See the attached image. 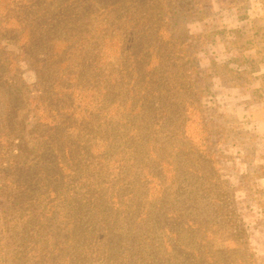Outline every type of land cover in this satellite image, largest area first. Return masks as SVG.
I'll list each match as a JSON object with an SVG mask.
<instances>
[{"label": "rangeland", "instance_id": "374dc122", "mask_svg": "<svg viewBox=\"0 0 264 264\" xmlns=\"http://www.w3.org/2000/svg\"><path fill=\"white\" fill-rule=\"evenodd\" d=\"M73 1H64L66 3L63 4L68 5ZM100 1L97 0L99 3ZM156 1L163 8L164 23L156 35L157 39L151 38L150 43L157 46L163 38L175 35L178 41L176 50L181 55L184 54L178 61L186 76L182 77V82L179 80L177 92L173 93L172 100L176 103L160 104L162 109L172 107L174 110L166 117L157 115L156 105L159 101L146 97L144 84L139 85L137 81L138 73L147 77L142 66L145 59L136 60L132 69V82H127L116 91L123 101L114 102L110 99L108 106L104 104L109 109L107 116L111 122L105 123L102 135L90 134V144L97 157L93 156L92 159L90 154L81 153L85 161L92 159L97 163L94 167L96 171L92 174L93 182L86 180L80 186L81 192L93 194L105 201V216L101 215L100 207L94 218L98 222L97 228L91 227L89 232L82 235L77 233L72 218L63 216V201L57 197L51 214L47 216V222L45 220L43 225L35 228L36 223L27 226L29 233L41 236L37 238L39 246L29 237L24 242V237H17L20 241L18 251L29 254V264H264V0ZM60 4L59 2V6ZM15 19V26H7L12 27L13 35L17 36L21 22ZM103 20L100 17L94 25L85 23L83 27L88 31L97 27L96 33L91 35L92 40L88 41L93 42L96 52L100 50L98 55L101 56L97 63L99 71L111 64H118L121 54H125L126 43L122 39L130 37L128 32L119 30V25L110 27ZM132 31L137 33H131L128 49L129 54L134 56L145 48V43L139 42L140 32L144 28L140 32L138 29ZM27 33L28 31L23 32V40ZM16 36L7 39L0 35V82L1 76H6V82L10 77L16 80L24 77L31 83L29 94L34 99L43 88L42 83L40 86H33V83L37 82V71L45 63L41 61L49 53H36L33 57L30 54L29 60H26L21 56L22 43L19 47L16 45ZM17 64L23 68L22 72L12 71ZM198 66L207 72L204 75L191 72V68L194 70L193 67ZM156 71L152 77L148 75L151 78L146 88L154 91L159 82L160 87L171 86L165 72L160 73L161 69ZM215 72L224 75H214ZM156 75L163 76L166 81H152ZM200 76L212 80L209 89L208 83H195L190 87L196 98L205 93L201 98V106L193 103L192 98L188 103L183 102L179 93L187 94L191 82H196ZM39 77L42 78L41 73ZM19 83L21 81L13 82L11 86ZM45 85L47 87L46 81ZM15 86L14 91H21ZM76 92H79L78 96L81 98L79 102L83 101L91 109L95 101L92 99L93 91ZM110 94L106 96L110 97ZM148 104L153 105L149 108ZM33 108L27 113V128L42 114L35 109L33 111ZM2 110L3 99L0 92L1 115ZM78 112L82 115V110ZM88 114L87 111L86 118ZM166 121L169 123L168 128L165 126ZM2 130L6 134L4 126ZM52 145L50 136H44L42 146L51 161L54 159ZM29 148L30 143H27L26 148L22 149L21 157L24 160L31 155ZM206 151L210 152L213 160L210 162V168L214 170L213 179H218L217 182L221 179L228 180L230 191L234 194V204L249 224L250 233L238 246L230 239L225 240L212 234L207 235L208 241L194 245L195 247L193 243L184 241L187 239L186 235L194 241L199 239V234L188 232V227L184 226L176 211L175 216L170 219L148 209L153 207L151 196L163 191L166 183L157 178L156 183H151V190L149 187H140V179L154 167L157 159L165 163L162 166L168 172L166 177L171 179L174 168L178 165L183 168L192 166L198 172V159L201 158L198 155ZM40 163L41 161L32 162L35 165ZM26 168L28 166L18 165L15 173L19 177H15L16 181L27 177L29 172L35 173L32 168ZM142 172L144 174L140 177ZM10 180L7 182L10 183ZM86 183H90V186L87 187ZM251 186L252 193L247 195L245 187ZM248 196L253 200L250 201ZM10 198H0V233L3 235L0 242L4 243L8 241V232L2 227L11 225L13 220H19V212L15 216L13 211L8 214L12 203ZM174 204L175 210L184 211L179 207V202L175 201ZM191 215L194 218L198 216L194 213ZM183 218L186 217L183 215ZM215 219L221 221L224 218L208 215V222ZM100 238H104V242ZM106 238L110 239V244L105 243ZM1 246L2 249H7L3 243H0ZM196 251H204L206 255L195 257L193 254Z\"/></svg>", "mask_w": 264, "mask_h": 264}, {"label": "trees", "instance_id": "16d2710c", "mask_svg": "<svg viewBox=\"0 0 264 264\" xmlns=\"http://www.w3.org/2000/svg\"><path fill=\"white\" fill-rule=\"evenodd\" d=\"M64 1L71 0H0V30H2L0 35L2 34L7 39L15 37L13 28L7 25L15 26L14 21H17L15 19L17 18L21 23L18 25V35L15 39L17 47L22 43L23 53L21 56L29 60L30 54L33 57V54L36 53L39 55H43L45 52L49 53L45 55L46 59L41 61L45 63L40 64L42 67L37 71L38 80L33 83V86H40L42 83L43 88L42 92L34 99L30 98L29 94L32 89L31 83L24 77L21 80L10 77L6 82V76H1L0 92L3 99V110L2 115L0 114V198L11 197L12 203L8 214L13 211L15 216V213L19 212V220H13L11 225L2 227L6 228L8 232V241L0 242L7 248L0 247V264H29V254L18 251V242L20 241L17 237L18 235L24 237L22 242L26 240V237H29L39 246L37 238H41V236L29 233L27 226L36 223L35 228L38 225H43L45 220L47 222V216L51 214L53 203L57 197L63 201L61 207L63 216L72 218L77 233L82 235L89 232L91 227L97 228L98 222L94 218L98 210L100 211V207L101 215L105 216V201H101L100 197L93 194L82 193L80 187L85 184L86 180L93 182L92 174L96 171L94 167L97 163L92 159L97 155L95 152L93 153L90 134L99 135L100 133L102 135L105 123L111 122L108 121L109 109L108 107L106 109L105 105L108 106L110 99H113L114 102L123 101L116 91L123 88L127 82H132V69H134L135 61L145 59L142 66L145 68L147 77L138 73L137 81L139 85L144 84L146 97L159 101L156 105L158 106L157 115L166 117L174 110L172 107L162 109L160 104L176 103L175 100H172L173 93L177 92L179 80L181 79L182 82V77L186 76V72L182 70V64L180 65L178 61L183 58L184 54L181 55L176 50L178 41L175 39V35L163 38L162 41L159 39L161 43L157 46L150 43L151 38L157 39L156 35L164 23L163 8L159 1L131 0L129 2L128 0L123 2L117 0L113 2L101 0L99 3L97 0H84L83 2L74 0L68 5H64L63 3H66ZM100 17L104 19L105 25L107 23L110 27L119 25V30L128 32L130 37L131 33H137L132 30L138 29L140 32L141 28H144V31L140 32L141 40L139 42L145 43V48L131 56L128 49L130 37L122 39L126 43L125 54L119 55L118 64L116 66L111 64L99 71L97 63L99 62L98 57L101 56V54L98 55L100 50L96 52L93 42L88 41L92 40L91 35L96 33L97 27L90 31L83 27L85 23L94 25ZM25 23H30V26ZM25 31H28L29 36L27 33L23 40ZM17 47L15 46V49ZM17 56L19 57V55ZM216 66L220 67V65ZM193 68L194 70L191 68V72L197 74L204 75L207 72L206 69H200L199 66ZM159 69H161L160 73L165 72L171 86L160 87L159 82L158 88L154 91L151 88H146L149 86L148 82L153 76V72ZM16 70L22 72L23 68L17 64L12 71ZM40 73L42 78L39 77ZM214 75L223 76L224 74L215 72ZM157 80L166 81L163 76L156 75L152 81L156 82ZM16 81H21L16 86L14 85L21 90L19 92L14 91V86H11ZM45 81L47 87L44 86ZM195 83H200V85L208 83L207 88L209 89L212 80L210 81L208 77H197V81L191 82L189 85L187 94H179L183 102L188 103L192 98L193 103L201 106V98L205 93L197 98L194 97L190 87ZM76 90L93 91L94 98L92 99L95 101L91 109L87 108L83 101L79 102L81 98ZM209 92L207 91V93ZM108 94L110 97L106 96ZM148 105L150 108V105L153 104ZM32 108L33 111L36 110L42 114L37 116L27 128L29 121L27 113ZM80 110H82V115L78 112ZM87 111L89 114L86 118ZM11 115L13 116L11 117ZM168 120L169 118H167ZM167 121L165 126L168 128ZM3 126L6 128V134L2 130ZM100 127L102 128L100 129ZM47 135L53 142L51 148L54 152L52 154L53 161L49 160L45 145L42 146L43 138ZM24 137H27V140H24ZM27 143H30L31 155L24 160L21 157L22 149L26 148ZM40 147L42 150H39ZM81 153L90 154L92 159L85 161ZM210 156L209 151L198 155L201 157L198 159V172L194 171L192 166L187 168L176 166L171 179L166 177L168 172L162 166L165 163L157 159L151 170L146 171L145 174L142 172L140 177L143 174L144 176L140 179V187H149L151 190V186H153L151 183H156L157 178L166 183L163 191L151 194L153 195L151 196L153 207L148 209L170 219L175 216L176 211V215L182 218L184 226L188 227V232L191 231L192 234L193 231L195 234H199V239L194 241L189 235H186L187 239L184 241L193 243L194 246L208 241L207 235L212 234L225 240L230 239L238 246L243 243L244 239H247L246 237L250 233L249 224L234 204V194L230 191L228 180L222 181L221 179L217 182L218 179H213L214 170L210 168V162L213 160ZM33 161H41V163L35 165L32 164ZM19 164L28 166L26 169L32 168L35 173L29 172L27 177L22 178L19 182L16 181L19 176L15 170ZM10 178L13 179L10 180ZM9 180L10 183L7 182ZM86 184L87 187L90 186V183ZM245 189L249 195L252 193L253 186L245 187ZM168 194L170 196L172 194V196L170 197ZM164 199L170 202L167 203ZM248 199L253 200L251 196ZM175 201L179 202V207H182L184 211L173 208ZM191 213L198 216L194 218ZM212 214L223 216L224 219L208 222V215ZM183 215L186 217L185 219ZM39 220L42 222H38ZM0 232H2L1 229ZM100 234L98 235L100 236ZM2 236L0 233V241ZM100 240L103 241L104 238H100ZM105 243L110 244V239L108 238ZM44 247H46V240ZM194 254L193 256L198 258L206 255L204 251H196Z\"/></svg>", "mask_w": 264, "mask_h": 264}]
</instances>
